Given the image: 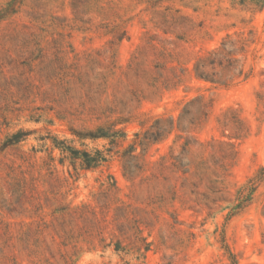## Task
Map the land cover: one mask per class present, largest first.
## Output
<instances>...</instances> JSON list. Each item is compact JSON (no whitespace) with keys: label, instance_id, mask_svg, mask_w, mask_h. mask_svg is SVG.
Masks as SVG:
<instances>
[{"label":"rangeland","instance_id":"obj_1","mask_svg":"<svg viewBox=\"0 0 264 264\" xmlns=\"http://www.w3.org/2000/svg\"><path fill=\"white\" fill-rule=\"evenodd\" d=\"M255 1L0 0V147L8 134L33 130L0 151V264H67L52 230L34 235V218L21 207L27 197L18 193L24 185L13 171L31 164L36 195L44 205L73 200L98 209L109 206L112 217L119 200L130 204L152 242L145 264L169 258L175 264H264V179L251 203L232 213L238 188L264 167V2ZM125 29L127 36L111 45L118 30ZM241 33L253 40L242 56L246 69H252L248 78L222 86L187 77L186 86L167 90L162 98L153 95L161 52L192 65L198 54L218 46L228 34ZM199 94L212 105L205 127L195 133L208 142L204 149L197 144L185 153L186 173L171 159L183 151L175 133L149 148V162L133 179L122 167L123 147H115L97 168L78 164L75 170L69 160L59 162L58 148L56 160L50 161L52 140L39 139L49 134L95 153L111 147L109 140L80 139L71 127L95 130L141 101L140 119L177 114L189 97ZM107 105L111 109L103 114ZM123 125L130 140L143 130L138 121ZM244 126L250 132L238 138ZM234 157L230 174L219 176ZM111 183L117 187L112 191L107 189ZM4 199L18 210L4 208ZM42 210L51 221L52 206ZM121 262L112 250H99L85 253L79 264Z\"/></svg>","mask_w":264,"mask_h":264},{"label":"trees","instance_id":"obj_2","mask_svg":"<svg viewBox=\"0 0 264 264\" xmlns=\"http://www.w3.org/2000/svg\"><path fill=\"white\" fill-rule=\"evenodd\" d=\"M239 1L245 3L248 0ZM257 1L264 2V0H256L255 2L257 3ZM10 9L12 10V7L8 8V10ZM118 31L117 37L110 40L111 45H114L116 39L122 40L127 36L126 29ZM251 42L253 40L242 33L236 36L228 34L218 46L207 50L206 53L198 54L192 65H182V62L172 53L161 52L155 63V74L152 83L153 95L162 98L165 91L186 86L187 77L222 86H232L242 79L248 78L252 69H246V62L242 59V56H246L250 51ZM113 54L111 64L117 62ZM102 74L104 76V73ZM99 85L101 86V83ZM99 85L96 84V86ZM150 99H152V96H150ZM141 103L142 101L135 106L132 105L133 107L126 110L127 112L125 110L120 111V116L113 119L110 124H100L95 130L80 131L74 127L70 128L80 139L104 138L109 140L111 147L104 150L96 149L93 153L72 145L67 139H60L49 134L41 135L39 139L52 140L53 149L49 152L50 161L56 160L54 149L58 148L60 150L59 162L65 165L66 161L69 160L75 170L78 169V164L85 169L97 168L109 160L115 147H123L119 154L122 167L126 176L133 179L145 169L149 162L147 159L149 148L175 133L176 141H182L183 151L181 154L171 155L173 166L177 167L178 170L183 169L185 173L188 172L190 166L187 168L189 164L185 162V153L197 144L202 149L207 146L208 141H202L195 132L205 127L210 116L211 100L207 99L205 95L199 94L189 97L177 114L163 112L152 117L148 116L144 120L139 118ZM108 107V105L105 109L102 107L103 111L101 112L104 114L111 109ZM36 120L40 121L41 117L36 118ZM134 121H138L143 130L134 132V137L130 140L126 125H121ZM32 132L33 130L20 128L8 134L2 142L0 151L25 140ZM249 132L250 127L244 126L238 132V138H244ZM33 150L36 153L39 151L36 148ZM235 152V157H237V149ZM235 157L232 159L233 162L229 163L230 168L227 167L228 164L222 167L223 170L218 172L219 176L225 177V175L230 174V169L235 165ZM28 159L26 158V161L31 164L32 161ZM163 159L167 161V156H163ZM34 169L35 164H31V167L25 170L15 172L14 169L13 171L14 179L17 178L24 185L18 193L25 198L27 197L26 202L21 207L25 211H29V216L34 218L32 221L34 235L42 234L47 229L52 230L49 233L57 244L60 257L67 264H79L85 253L99 250L103 253L112 250L122 260L120 264H145L147 252L151 249L152 242L144 235L143 222L134 215L130 204L119 200L120 204L115 208L112 217H108L109 206H106L108 210L104 212L105 206L98 209L87 203L74 204L73 200H57L51 205L45 202L44 205L40 196L36 195L37 177L34 175ZM263 179L264 167L260 169L256 176L250 178L247 183L238 188L232 206V213H239L251 203L258 183ZM107 186L110 191L114 187L117 188L116 183ZM26 192H29V197ZM59 194L62 195V199H66V193L59 192ZM18 199L20 201V198H14V200ZM4 201L6 202L3 207L10 212L18 210V208L12 207L13 201L7 202L6 199ZM46 206H52L50 214L53 219L49 222L46 220V215L42 214V209ZM231 255L234 254L231 253ZM128 256L132 257L127 258ZM9 257L16 258V256ZM234 263L238 264L236 260H234ZM163 264H175L174 258H169Z\"/></svg>","mask_w":264,"mask_h":264}]
</instances>
